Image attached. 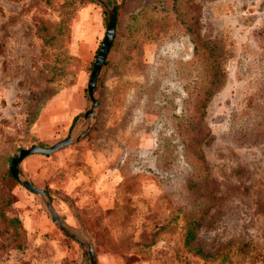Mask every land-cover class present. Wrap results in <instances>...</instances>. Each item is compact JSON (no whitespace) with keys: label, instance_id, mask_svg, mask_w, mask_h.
<instances>
[{"label":"rangeland","instance_id":"obj_1","mask_svg":"<svg viewBox=\"0 0 264 264\" xmlns=\"http://www.w3.org/2000/svg\"><path fill=\"white\" fill-rule=\"evenodd\" d=\"M85 8L94 10L82 18ZM177 8L180 18L217 47L223 72L202 120V151L218 200L197 242L219 255L228 251L230 264H264V132L255 139L241 136L248 130L242 111L264 73V41L256 35L264 23V0H178ZM157 17L151 22V40L142 42L131 63L122 67L121 92L109 91L97 108L92 123L101 109L104 147L77 154L71 144L50 155L32 154L19 163L20 173L36 187L47 188L65 224L92 242L97 264H222L221 256L205 260L183 246V212L173 203L191 199L179 184L187 182L186 168L178 164L167 173L173 176L168 190L152 176L123 178L118 171L124 149L152 166L166 168L171 154L176 160L171 113L183 97L180 88L189 71L191 46L178 35L175 16L169 26ZM104 19L106 11L96 2L0 0V183L20 148L33 143L49 147L85 126L80 114L89 105L88 65L103 39ZM63 20L68 31L45 43L39 28L53 33ZM155 55L170 56L174 64L170 71L158 67L161 77L153 82L163 107L146 115L133 83L144 81L143 72L152 75ZM78 81L83 82L86 107L71 120L57 98ZM11 191L15 202L7 213L17 214L24 230L17 237L0 220V264H90L37 194L20 183ZM86 225L98 233V242Z\"/></svg>","mask_w":264,"mask_h":264},{"label":"trees","instance_id":"obj_2","mask_svg":"<svg viewBox=\"0 0 264 264\" xmlns=\"http://www.w3.org/2000/svg\"><path fill=\"white\" fill-rule=\"evenodd\" d=\"M177 1L115 0V36L96 81L99 108L102 107V100L106 98L109 92L104 90V74L106 70L109 67L117 69L119 65V67H123L126 63H131V59L140 44L146 40H151V34H153L151 33V22L155 19L153 15L158 16L157 20L167 23L168 26L170 23L174 25L175 16L178 21V35L187 38L191 46L189 60L186 62L189 71L188 74L184 75V80L182 81L184 83H181L180 88L183 97L174 103V112L171 113V122L173 124L172 133L178 139L176 143L171 144L173 152H176V160L174 161V154H171V162L168 163L166 168L161 165L152 166L139 159L135 153L124 149L120 156L118 171L123 178H136L141 175L152 176L156 179L155 181L159 187L161 183L164 189L168 190L173 183V176L167 175V173L178 164L186 168L188 171L187 182L181 181L179 184H181L182 192L191 196V199L184 202L180 198H177L176 201L178 204L176 202L173 203L178 211L183 212V246L189 252L193 253V255L205 260H215L218 256H221L222 262H225L222 264H230L231 259L228 251L225 252V250H222L224 253L219 255L221 252L208 251L197 242L198 231L204 224L205 217L213 207L214 201L218 200V196L216 194L214 195V188L211 186L214 179L211 177L205 154L202 151V142L205 136V131L202 128V120L206 114L207 103L216 91L222 79L223 72L218 61L217 47L210 41L205 40L204 36L199 33L198 28L192 27L179 17ZM71 2L80 5L94 3L92 0H71ZM64 23L65 20L60 22L58 29H55L53 33H48L45 29L39 28L40 36L44 42L51 44L57 40L58 35L64 36V32L68 31V27ZM104 23L106 24V19H104ZM118 27L119 30L117 31ZM173 34H168L165 38L169 39L170 35ZM256 35L262 37L264 41V23L256 30ZM154 41H157V38ZM158 41L164 42L165 39L162 38V40ZM99 47L100 45L95 51V56ZM120 48L122 49L121 56L115 62ZM262 48L264 50V46ZM80 60L82 59L80 58ZM93 61L94 59L88 65L90 73ZM171 63L174 64V58L155 55L152 75L143 72L144 81L141 84L136 81L133 83L138 87V91L134 92L136 94L139 93L141 96L140 101L142 102V106H138L146 115H155L163 107L159 96L156 94V89L154 88L155 82L153 81L161 77L158 73V67L160 66L165 70L168 66V70L165 71H170ZM122 88L121 85L115 86L110 92L118 94ZM100 110L98 111L100 116L96 118L86 136L72 144L77 154L85 152L93 154L104 147L106 143L104 139L106 133L104 130L105 119L101 116ZM242 115L246 118L244 121L248 128V130L245 129L243 131L241 135L243 138L247 139L251 136L255 139L264 132V73L256 81V88L248 98ZM18 183L12 177L9 169L4 173L0 183V220L6 223L7 226L12 227V232L17 237L23 229L21 218L14 213L8 214L7 210L15 202V197L11 189ZM43 189L46 193H50L47 188ZM161 189L164 190L163 188ZM196 201L201 202L202 205L201 203L197 205L198 203H195ZM86 229L94 239V243L98 242V233L88 225H86ZM144 245L148 246L147 243ZM18 246L20 247L21 245L19 244ZM138 261L136 259V262Z\"/></svg>","mask_w":264,"mask_h":264},{"label":"water","instance_id":"obj_3","mask_svg":"<svg viewBox=\"0 0 264 264\" xmlns=\"http://www.w3.org/2000/svg\"><path fill=\"white\" fill-rule=\"evenodd\" d=\"M93 1L99 4L106 11L107 20L104 36L93 61L92 70L87 83L89 105L85 111L80 114V116L85 118V126L76 135L69 134L63 139L53 143L49 147L33 143L28 147L20 148L11 158L9 170L12 177L16 179L22 186L32 193L37 194L41 198L51 219L56 223L58 228L63 233L68 235L82 247L84 253L89 257L90 264H97V255L92 242L82 239L77 233L70 229L54 209L49 195L43 189L36 187L29 179L23 178L19 171V163L26 156L31 154L50 155L60 149L65 148L68 145L78 142L90 131L92 127V122L96 117L98 108V98L96 97V81L103 62L107 57L110 46L113 42L116 24V4H109L106 0Z\"/></svg>","mask_w":264,"mask_h":264},{"label":"crops","instance_id":"obj_4","mask_svg":"<svg viewBox=\"0 0 264 264\" xmlns=\"http://www.w3.org/2000/svg\"><path fill=\"white\" fill-rule=\"evenodd\" d=\"M94 9L92 8H85L82 12V18L83 16H88ZM98 11H94V16H97ZM119 26V25H118ZM119 30V27L117 28V31ZM141 45V44H140ZM122 53V49L120 48L118 50V54L116 56L115 62L120 58V54ZM120 66V65H119ZM117 69L113 67H109L105 74H104V90L105 91H111L115 88V86L121 85V70L122 67H119ZM83 82L78 81L74 85H72L69 89L64 90L60 95H58V100L62 102V106H64V110L67 112H71V120H73L74 116L84 110L86 107V100L84 97V87ZM118 93V92H117ZM98 108H99V102H98ZM68 122V121H67ZM28 156H33L28 155Z\"/></svg>","mask_w":264,"mask_h":264}]
</instances>
